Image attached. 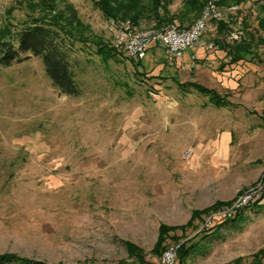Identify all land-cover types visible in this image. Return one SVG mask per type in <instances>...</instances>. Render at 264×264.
Segmentation results:
<instances>
[{
	"label": "rangeland",
	"instance_id": "1",
	"mask_svg": "<svg viewBox=\"0 0 264 264\" xmlns=\"http://www.w3.org/2000/svg\"><path fill=\"white\" fill-rule=\"evenodd\" d=\"M37 1L0 0V24L9 18L14 29L19 28L31 12L29 2ZM66 2L89 28L87 43H72L80 64L79 95L60 94L40 58L29 56L0 66V255L45 264H140L128 255L125 243H129L142 251L148 264L156 263L159 256L150 251L160 224L181 226L189 221L175 217L174 160L184 163L190 149L183 140L172 139L176 132L170 130L171 124L196 122L202 102L208 103L189 83L229 94L236 105L254 107L252 114H244V109L237 113L243 126L255 125L264 110V48L256 49L252 61L227 65L214 46L206 48L212 43L209 24L200 46L185 49L182 59L150 45L138 64L114 47L107 21L92 2ZM56 4L62 7L61 2ZM256 6L252 0L242 12L252 27ZM31 14L38 16V9ZM152 25L141 20L138 26L162 27ZM96 37L113 49L97 55ZM199 48L203 57L186 66ZM208 122L217 126L214 120ZM255 187L260 191L254 204L225 219L236 198ZM261 200L264 170L227 205L202 215L182 238L175 231L177 238L167 240L164 247L176 248V263L191 246L195 248L183 258L184 264L233 261L239 239L232 241L241 231L227 223ZM238 258L248 264L252 255Z\"/></svg>",
	"mask_w": 264,
	"mask_h": 264
},
{
	"label": "trees",
	"instance_id": "2",
	"mask_svg": "<svg viewBox=\"0 0 264 264\" xmlns=\"http://www.w3.org/2000/svg\"><path fill=\"white\" fill-rule=\"evenodd\" d=\"M99 11L105 21H129L139 28V22L146 20L152 22V28L165 24H174L179 28H190L201 16L203 6L209 0H88ZM252 0H217L216 5L220 9L236 6L237 10L227 13L225 18L210 20L213 34L211 41L214 48L227 59V65H235L240 62L252 61L257 48H264V5H257L255 11V27H252L249 18L242 15L243 9ZM264 0H256L257 3ZM61 2L62 7L57 6ZM179 2L180 8L172 11L170 8ZM31 11L26 14L27 19L14 29L8 16L12 10L5 13L7 20L0 24V66L9 67L14 63H20L29 56L40 58L46 75L53 87L62 95L77 96L81 92V85L77 79V71L80 68L79 60L74 57L72 43H87L86 35L89 28L86 27L76 16L75 9L66 0H38L29 2ZM38 9L39 14L32 16V11ZM54 11L55 14H46ZM5 18V19H6ZM231 33L237 35L236 40H228ZM93 42L97 47V55H104L113 49L109 44L96 37ZM99 51V53H98ZM134 61L133 59H131ZM140 61H138V64ZM225 64L222 63L221 67ZM199 94L206 96L210 104L214 106L224 105V96L219 95L212 89L205 88L200 84L189 83ZM189 86V87H190ZM182 87H188L186 85ZM229 202H216L212 206L193 211L189 221L181 226H168L160 224L157 240L150 254L160 256L165 250L167 240L174 241L177 238L175 231H180L181 236L197 226L202 215L221 208ZM217 234V232H215ZM207 237V236H205ZM204 237V238H205ZM128 255L140 264L149 262L143 258L142 251L132 244L125 243ZM194 246L185 249L177 258V264H184L189 253L193 252ZM264 255L260 250L252 255V260ZM0 264H45L26 258H19L11 254H1ZM121 264H123L121 262ZM228 264H242V258H236Z\"/></svg>",
	"mask_w": 264,
	"mask_h": 264
},
{
	"label": "crops",
	"instance_id": "3",
	"mask_svg": "<svg viewBox=\"0 0 264 264\" xmlns=\"http://www.w3.org/2000/svg\"><path fill=\"white\" fill-rule=\"evenodd\" d=\"M192 55L199 59L203 57V50L199 48L191 53ZM191 56L187 63L183 61V64L189 66ZM181 93L185 94L186 91ZM221 96L226 98L222 106L210 104L208 98L207 104L202 102L200 109L203 114H197L196 122L170 126V130L176 132L172 139L176 142L183 140L184 147L190 149L184 163L179 159L174 160L178 171L176 218L183 216L188 221L195 210H204L216 202H231L237 193L255 182L264 170V110L255 125L243 126L237 112L244 109V114H252L255 112L254 107L234 104L229 94ZM210 106L217 109L226 108L227 111L214 112ZM209 120L216 121L217 126L212 125ZM182 130L184 132H180ZM227 224L231 229L239 227L241 231L232 241L234 244L239 239V244L235 245L236 258L251 256L264 250V200L240 212ZM248 264H264V257H261V261L251 259Z\"/></svg>",
	"mask_w": 264,
	"mask_h": 264
},
{
	"label": "built area",
	"instance_id": "4",
	"mask_svg": "<svg viewBox=\"0 0 264 264\" xmlns=\"http://www.w3.org/2000/svg\"><path fill=\"white\" fill-rule=\"evenodd\" d=\"M217 0H209L203 6L200 18L188 29L179 28L174 24H167L157 29H139L129 21L108 20V30L113 35V45L116 49L123 51L129 58L141 61L146 56L150 45L162 47L174 59H182L183 52L190 46H200L201 36L208 30L210 20L225 18L227 13L237 10L236 6L227 9H220L216 5ZM264 5V1L257 3ZM236 40L237 35L231 33L228 37ZM207 49H213V43L206 45ZM195 59V55L191 56ZM259 187H255L247 194L236 198L232 203L225 219H230L233 214L244 210L254 204L256 195L259 194ZM176 248L167 247L159 256L156 263L152 264H177Z\"/></svg>",
	"mask_w": 264,
	"mask_h": 264
}]
</instances>
